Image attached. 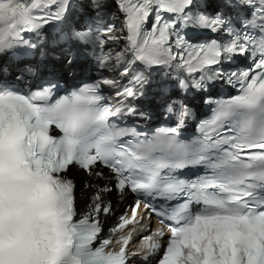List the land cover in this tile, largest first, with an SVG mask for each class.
I'll use <instances>...</instances> for the list:
<instances>
[{
	"label": "snow or ice",
	"instance_id": "1",
	"mask_svg": "<svg viewBox=\"0 0 264 264\" xmlns=\"http://www.w3.org/2000/svg\"><path fill=\"white\" fill-rule=\"evenodd\" d=\"M75 4L0 0V58L35 55L49 43L123 39L124 48L99 63L114 57L121 77L127 63L174 65L176 93L161 85L173 122L151 134L118 123L138 114L128 100L146 83L143 72L122 91L120 81L102 77L55 97L53 81L23 91L0 71V264H128L129 237L117 250L99 239L113 192L135 197L131 219L121 217L113 233L134 223L141 206L168 227L166 243L162 229L156 239L141 237L155 264H264V0H218L212 12L208 0H88L86 29L60 27L41 45L24 38L62 23ZM187 30L217 35L190 43ZM237 57L243 69L231 67ZM218 84L236 94L214 102L198 136L184 137L189 93L210 94ZM105 86L116 90L114 103ZM73 169L106 181L88 185L94 190L79 218Z\"/></svg>",
	"mask_w": 264,
	"mask_h": 264
},
{
	"label": "bare ground",
	"instance_id": "2",
	"mask_svg": "<svg viewBox=\"0 0 264 264\" xmlns=\"http://www.w3.org/2000/svg\"><path fill=\"white\" fill-rule=\"evenodd\" d=\"M196 39V38H195ZM73 178H74V181H75V185L77 187V183H76V180H77V177H75V175H73Z\"/></svg>",
	"mask_w": 264,
	"mask_h": 264
},
{
	"label": "rangeland",
	"instance_id": "3",
	"mask_svg": "<svg viewBox=\"0 0 264 264\" xmlns=\"http://www.w3.org/2000/svg\"><path fill=\"white\" fill-rule=\"evenodd\" d=\"M79 185H80V183H78V185H77L76 189H78Z\"/></svg>",
	"mask_w": 264,
	"mask_h": 264
}]
</instances>
